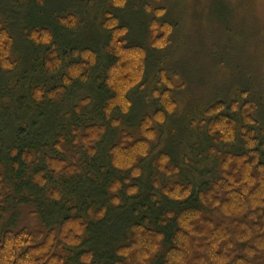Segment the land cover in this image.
<instances>
[{
	"label": "trees",
	"instance_id": "1",
	"mask_svg": "<svg viewBox=\"0 0 264 264\" xmlns=\"http://www.w3.org/2000/svg\"><path fill=\"white\" fill-rule=\"evenodd\" d=\"M124 4L112 0L115 8ZM143 11L152 17L149 46L165 47L172 25L161 18L164 9L144 4ZM54 17L61 30L76 28L72 14ZM41 24L24 33L32 49L43 50L35 59L53 82L29 81L23 102L31 107L23 111H45L44 104L61 101L69 86L78 83L84 91L92 81L88 90L97 99V116L91 123L81 120L80 107L91 101L85 96L72 105L74 121L67 127L52 115L48 135L37 141L22 143L18 133L0 138V164L9 172L0 174V264H152L155 258L157 264H264V142L256 133L264 136V129L252 115L254 105L238 97L206 106L191 125L204 134L203 161L213 159L212 169H203L197 179L161 181L181 174L170 153L158 149L161 129L176 113L173 91L181 86L159 69L150 91L153 112L141 116L136 135L116 132L132 108L130 92L143 86L144 47L128 44L126 26L107 10L100 22L106 36L100 50L63 46ZM12 44L0 18L1 75L16 66ZM14 121L25 126L22 118ZM110 129L114 132L107 138ZM146 167L151 171L143 186ZM17 183V193L24 190L54 203L46 227L17 226V214L7 219L9 200L17 196L9 187ZM95 246L108 251L97 259Z\"/></svg>",
	"mask_w": 264,
	"mask_h": 264
},
{
	"label": "rangeland",
	"instance_id": "2",
	"mask_svg": "<svg viewBox=\"0 0 264 264\" xmlns=\"http://www.w3.org/2000/svg\"><path fill=\"white\" fill-rule=\"evenodd\" d=\"M42 1L41 5H37L38 0L0 1L1 23L13 36L11 58L16 62L12 71L5 75L0 73V96L3 97L0 108H11L13 105L18 108L17 111L0 110V123L4 118V124L0 125V138H13L18 133L22 143L37 141L44 134L48 135V125L53 123L52 115L54 118L58 116L59 122L67 127L70 121H74L70 119L75 114L72 105L78 106L79 99L85 96H90L91 101L80 107L79 112L83 114L80 115L81 120L84 123L95 121L97 99L88 90L93 86L92 81L87 83L84 91L79 90L78 83L69 86L61 101L44 104L45 111H23V108L31 107L23 102L26 93L29 94L26 86L29 81L34 85L47 83L49 86L53 82V78L42 74L41 61L35 59L37 52L40 57L43 56V50L32 49L24 31L32 24L42 23L56 33L57 43L61 41L63 46L72 44L100 50L106 40L100 28L103 11L106 10L126 26V42L145 49L143 86L130 92L132 108L123 116L116 132L124 129L136 135L141 116L153 112L155 105L150 91L156 86L155 77L159 69L167 73L174 85L181 86L173 91L176 113L161 129L158 146L159 150L168 151L172 160L181 166V174L171 179L162 178L161 181L197 179L200 171L212 169L213 159L203 161L207 155L203 151L204 134L191 125V122L201 118L202 111L209 104L218 100L244 98L254 105L252 115L258 121V126L264 129V0H125L121 8H115L112 0ZM144 4L162 7L164 15L161 18L172 25L170 41L161 49H152L148 44V22L152 17L143 11ZM53 14H72L76 28L61 30ZM97 96L99 98L100 94ZM15 118H22L25 126L16 124ZM113 132L110 129L106 137L112 136ZM256 133L264 142V136L258 130ZM103 142L99 145L100 149L106 145ZM43 152L48 153V149ZM146 170L141 180L143 186L151 171L148 167ZM0 174L4 177L9 174L3 162L0 164ZM209 174L211 177V173L206 176ZM9 188L13 196L19 190V184H10ZM18 193L9 200L11 209L7 219L17 214V226L46 227V218L54 211V203L48 202V198L37 200L24 190ZM93 249L97 259L108 251L97 246ZM156 261L155 258L152 264H157Z\"/></svg>",
	"mask_w": 264,
	"mask_h": 264
}]
</instances>
